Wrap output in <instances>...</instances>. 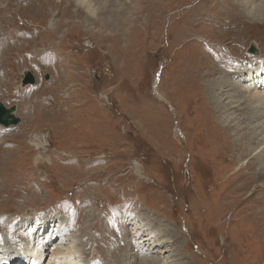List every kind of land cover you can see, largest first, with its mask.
I'll list each match as a JSON object with an SVG mask.
<instances>
[{"label":"rangeland","instance_id":"1","mask_svg":"<svg viewBox=\"0 0 264 264\" xmlns=\"http://www.w3.org/2000/svg\"><path fill=\"white\" fill-rule=\"evenodd\" d=\"M223 1L0 0V101L20 118L0 124V258L59 220L82 264H127L135 223L168 243L132 264H264V80L242 78L264 69V23L229 29ZM226 46L241 67L212 72Z\"/></svg>","mask_w":264,"mask_h":264},{"label":"bare ground","instance_id":"2","mask_svg":"<svg viewBox=\"0 0 264 264\" xmlns=\"http://www.w3.org/2000/svg\"><path fill=\"white\" fill-rule=\"evenodd\" d=\"M22 1V0H21ZM223 2H234L237 7H238V10H241V14L237 15L236 18L238 19H235L233 16L232 17H229L228 20H226V23H224L229 29L231 26L233 27H237V28H242L239 32H243L245 31V29L247 28L246 26H244V21L247 19L248 22H261L262 24L264 23V0H224ZM219 3V2H218ZM196 4V3H195ZM194 4V5H195ZM193 5V6H194ZM201 6V5H200ZM236 7V8H237ZM229 8V7H228ZM195 11V10H194ZM229 12V11H228ZM231 12V11H230ZM239 12V11H238ZM232 13V12H231ZM241 15L243 16V18L245 19L244 21L241 19ZM245 15V16H244ZM231 16V15H230ZM186 17V16H185ZM228 29V30H229ZM225 33V35H223V37L225 39H228V35L232 32V31H228ZM187 31V30H186ZM191 35V34H190ZM186 37L188 38L189 35L186 34ZM222 37V38H223ZM185 43V42H184ZM235 43L232 45L234 46ZM11 46V45H10ZM184 46V45H183ZM224 49L230 51L228 55L224 54L225 55V58H228V59H231V61L228 62V64L226 65V70L225 69H218L216 68V66L212 69L214 71L212 72H216V71H221L223 73H230L234 70V68H240L238 67V61L241 57L240 53H238V49H240V47L238 48H234V47H231V46H226L224 47ZM259 49V48H258ZM9 50V49H8ZM10 51V50H9ZM261 51V50H260ZM260 53V52H259ZM258 52H255V54L253 55H259ZM224 58V57H223ZM238 60V61H237ZM223 65V64H222ZM200 68H202L201 66H199ZM205 69H210L208 66H205L203 67ZM260 69V71H259ZM242 70V69H240ZM243 73H244V76L242 77L243 79L245 80H250L248 81L247 83H249L250 87L251 88H254L255 91H253V94H256V91H258L257 89V86H258V83L260 82H256L257 78L260 79L262 78L264 80V69L262 68H257V69H247L246 71L242 70ZM258 71L261 72L259 74H261L259 77H258ZM255 80V81H253ZM226 82V81H225ZM217 82L213 83H208V92L210 93L211 95V98L212 100L214 101L215 103V108H217L218 110H225L227 109L228 107H233L234 103H232V100L229 99L230 96L228 95H221V97L223 99L227 98V100L224 102V100H220V96L217 97V88H218V85L216 84ZM262 84V83H260ZM248 85V84H246ZM220 88V87H219ZM245 88V87H244ZM249 89V88H248ZM242 90V89H241ZM243 91V90H242ZM261 91V90H260ZM227 92V91H225ZM240 92V91H238ZM259 92H257L258 94ZM217 94V95H216ZM221 94V93H220ZM256 94V95H257ZM260 94H262V97L261 95L258 97V100L256 101H259V103H257L259 105V111L261 112V116H260V121L257 122V124H259L260 128H259V131L261 132H264V91L263 92H260ZM241 96V95H240ZM229 99V100H228ZM257 105V106H258ZM237 107V106H236ZM257 116V115H256ZM258 117V116H257ZM262 119V120H261ZM257 121V120H256ZM12 125H15V124H12ZM257 130V129H256ZM262 135V134H261ZM39 137V136H38ZM37 138V136H36ZM41 139V137H40ZM264 142V140L262 141V143ZM35 146H37L38 148L40 147L39 144L37 145V143H34ZM43 147V145H42ZM12 148V147H11ZM10 149V148H8ZM13 149V148H12ZM263 151V150H262ZM8 152V151H7ZM6 152V153H7ZM1 153V152H0ZM4 155V154H3ZM13 156V155H11ZM2 157V156H1ZM36 161L38 160H45V158H40L39 157H36ZM4 164L6 165L7 164V161H6V157H4ZM37 163V162H36ZM2 166V164H1ZM7 166V165H6ZM7 169V167H6ZM139 169V168H138ZM136 172H138L139 174V171L141 172V170L139 169ZM5 172V171H4ZM16 172V171H15ZM8 174V173H7ZM6 174V175H7ZM17 174V173H16ZM13 175V174H11ZM262 177V176H261ZM15 181V179H13ZM9 182V180H8ZM12 182V181H11ZM50 182V181H49ZM10 183V182H9ZM11 185V184H9ZM3 186V183L2 181H0V187ZM8 186V185H7ZM14 186V183L13 185ZM5 187V186H4ZM12 188V187H11ZM238 189V188H237ZM236 190V189H235ZM233 191V190H232ZM5 192H8V191H5ZM10 192V190H9ZM233 193V192H232ZM2 194V193H1ZM245 201V200H244ZM2 206V205H1ZM26 214V213H24ZM23 214V216H24ZM23 218V217H22ZM141 221V220H140ZM139 221V222H140ZM20 225H25L26 223H30L27 219L23 218L21 221H20ZM52 222L55 224V225H52L51 227V230L49 232V234L45 235L44 236V241L43 243L41 242H37V244L35 245L32 241V244H29L26 242L22 243L23 246L20 250L23 251V255L21 254H18L16 252V246H18V244L16 243L15 245V242L11 244V249L13 250V252L10 253L9 256H6L4 257L3 255L2 258H0V264H82L83 261L81 259V250L78 248L77 246V243H75L76 241V234L72 231V229L69 227V226H66L65 224H63L61 221H57V223L55 221H51V224ZM142 222V221H141ZM260 223V222H259ZM263 223V222H262ZM136 224V228L134 229V231L131 233V237H133V243L131 245V242L129 243L130 247L132 250H134L135 252L133 253L134 254H138V255H142L140 253H144L148 250L149 253H151L157 246L156 244L159 242H156L157 240H161V243H163V245H166L168 242L166 240H164V236L163 234H159V233H155L154 231H152L151 228L149 227H145L146 224L143 223V224ZM46 223H43V226H45ZM3 226V225H2ZM4 227V226H3ZM6 228L10 229L12 228V225H10L9 223H7V225L5 226ZM263 227V226H262ZM264 228V227H263ZM262 228V229H263ZM258 229V228H257ZM261 230V238L264 239V229ZM3 230V229H2ZM11 230V229H10ZM189 230V229H188ZM9 233V232H7ZM6 233V234H7ZM19 236H22V235H15L13 232L11 234V239L12 240H15L17 239ZM8 238V237H7ZM7 241V240H5ZM30 241V240H29ZM132 241V240H130ZM160 243V242H159ZM159 243H158V246H159ZM160 243V244H161ZM1 244V243H0ZM262 245L264 244V240L263 242L261 243ZM7 245V244H6ZM21 245V244H20ZM35 245V246H33ZM5 246V245H4ZM2 246V247H4ZM7 247V246H6ZM138 248V249H142V251L140 250H135L134 248ZM130 249V250H131ZM264 249V247H263ZM9 250V249H8ZM131 250V251H132ZM0 253H2V250L0 248ZM5 254V253H4ZM147 253L143 254L142 256L145 257ZM83 255V254H82ZM130 255V253H129ZM133 255H130L128 261H127V264H132L131 262L134 261L133 259ZM147 257V256H146ZM145 257V258H146ZM31 258V259H30ZM46 258H49L47 261ZM141 260H145L144 258H142ZM31 261V263L29 262ZM87 261V260H86ZM85 261V262H86ZM91 261V260H90ZM115 261V260H114ZM88 263V261L86 262ZM120 264V263H119Z\"/></svg>","mask_w":264,"mask_h":264},{"label":"water","instance_id":"3","mask_svg":"<svg viewBox=\"0 0 264 264\" xmlns=\"http://www.w3.org/2000/svg\"><path fill=\"white\" fill-rule=\"evenodd\" d=\"M255 46L253 43L250 44V47L248 48L249 52L255 53ZM35 80L34 75L31 71L27 70L24 74V77L22 78V84L26 85L29 83H33ZM16 110L15 105H11L9 107L5 106L0 101V124L3 126H9L12 124H17L20 121V118L14 114Z\"/></svg>","mask_w":264,"mask_h":264}]
</instances>
